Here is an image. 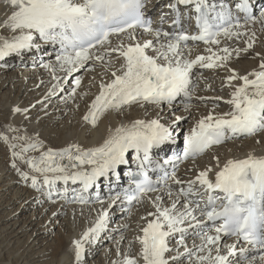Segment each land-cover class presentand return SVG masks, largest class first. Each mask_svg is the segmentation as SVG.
I'll use <instances>...</instances> for the list:
<instances>
[{
	"label": "snow or ice",
	"instance_id": "6c2138e0",
	"mask_svg": "<svg viewBox=\"0 0 264 264\" xmlns=\"http://www.w3.org/2000/svg\"><path fill=\"white\" fill-rule=\"evenodd\" d=\"M7 4L12 11L10 16L6 17L4 26L14 31L18 30L20 34L0 43V58L33 48L36 37L59 42L62 54L56 59L68 74L83 68L88 61H104L106 56L110 57L113 53L123 57L122 74L117 75L114 72L111 83L101 85L100 94L84 117L85 121L93 126H96L99 117L109 109L119 111L122 107L137 102L171 104L181 93L190 98L188 88L192 69L197 65L209 69L224 67L232 53L227 47L222 49L224 55L212 52L209 48L211 55L187 59L186 50L188 54L191 53V49L187 48V42L192 40L219 44L218 37L221 34L226 37H238L240 33L233 29L241 27L238 21L236 24L228 23L226 26L224 22L232 18L230 10L221 5V10L217 11V5L210 0H176V3L168 5L177 13V19L173 24H179L177 4H194L198 35H189L184 30L168 32L154 28L152 20L146 19L142 11L144 0H7ZM236 7L247 11V0ZM261 15L264 16V12H261ZM138 28L152 34L155 43L151 39L143 43L136 39ZM121 34H126L129 40L136 42L125 45L121 41L116 47H111L110 38L113 35L119 37ZM162 40L166 42H161ZM253 43L254 41H250L248 48H251ZM97 46L108 47L104 48L103 54H93L92 50ZM149 49H152L155 55H150ZM236 51L239 54L240 50ZM260 69L244 76H238L233 70V74L227 77L228 83L231 84L236 79L242 80L243 83L233 92L232 98L226 101L233 106L232 111L222 115L209 114L200 119L185 137L186 148L183 157L174 156L164 163L198 156L226 139L252 136L264 131V62L260 64ZM249 75L255 78L249 79ZM79 83L80 79L77 78L76 84ZM15 111L19 112L21 109L16 108ZM180 119L182 117H177L176 121ZM3 138L5 141L8 140L7 136ZM171 139L172 129L162 124L159 119L136 120L111 131L103 144L95 148L84 149L78 144H73L59 151L49 148L42 152L39 158H26L24 154L28 151L43 147L38 140L29 142L21 151L12 152L14 158L12 166L17 167L15 158H19L28 163L36 173L44 174V184L51 186L58 180L65 183L69 180L81 181L86 190L100 177L115 172L121 164H127L126 155L129 149H132L136 153V161L140 168L138 175L141 178L133 181L136 195L127 196L131 203L132 200H139L145 193L156 191L153 184L159 181L153 182L148 177L144 170L145 162L151 164L152 149ZM16 147L17 145H12L13 149ZM65 159L68 161L67 164L62 163ZM83 165L92 167L90 170L81 168ZM156 167L161 168L162 165L157 163ZM17 170L20 171L19 168ZM210 171V168L201 171L194 180L188 181L186 189L180 188V195L188 197L194 194V187L198 183L204 192L215 193L219 190L224 196L208 195L204 209H201L199 202L193 207L192 201L189 200L183 212L177 211V202L171 207H161V204L157 203L156 213H149L154 215L155 219L149 221L142 229L143 236L137 237L142 245L140 255L144 264H169L170 260L175 261L183 255L178 252L177 256L166 257V253L172 251L168 238L175 233H181L179 243L183 245V233L187 231V228L182 227L185 222H195L189 223L188 227H200L205 223L195 215L197 210L200 211L201 217H206L207 221L213 224L218 220L223 221L215 227V235L203 233L201 244L196 246V252L186 248L188 257L191 259L195 256L197 264H231L229 257L248 252L246 247L237 248L236 244H231L224 245L227 253L221 254L219 243L222 235L235 236L238 241L242 239L249 245L258 246L259 250L264 252V156L249 154L244 159L228 160L216 173L214 182L209 179ZM48 173L56 175L49 176ZM20 174L25 180L29 177L28 172L21 171ZM167 175L165 173V177ZM172 177L175 184L184 183L175 178V172L172 173ZM31 180L34 188L39 186L37 176L33 175ZM51 194L49 191L48 195ZM167 194L172 195L171 191ZM200 195L203 199V194ZM156 200L161 201L162 198L158 196ZM217 201H221L219 207ZM81 202H84L83 197ZM112 203H115V199ZM107 218L108 211L103 210L95 225L89 228L81 239L73 242L77 261L83 259L84 243L89 239L94 241L99 238L106 227ZM210 245L215 246V256L212 255L213 247H209ZM205 250L207 255H197L198 252ZM260 259L264 260V255ZM122 264H138V261L126 256Z\"/></svg>",
	"mask_w": 264,
	"mask_h": 264
},
{
	"label": "bare ground",
	"instance_id": "6f19581e",
	"mask_svg": "<svg viewBox=\"0 0 264 264\" xmlns=\"http://www.w3.org/2000/svg\"><path fill=\"white\" fill-rule=\"evenodd\" d=\"M224 1L231 2V0ZM263 1H255L257 8L255 22H241L239 24L241 27L233 29L240 33L238 37L222 35L218 37L219 44H187V48L191 49L190 54L186 50L187 59H195L199 55H211L209 48L212 52L224 55L222 49L227 47L232 53L224 67L209 69L197 65L192 69L188 88L190 98L181 93L171 104L164 102L155 105L137 102L124 106L119 111L109 109L99 117L96 126L85 121L84 117L100 94L101 85L111 83L114 72L117 75L122 74L124 59L119 57L118 53H113L110 57L106 56L104 61H88L83 68L68 74L56 59L60 53L55 42L43 41L41 38H38V41L36 37L34 46L39 43L38 49H24L0 58V233L9 239V247L10 244L14 246L24 242L20 253L19 249L13 254L7 252V255L4 254L6 251L4 253L1 251L0 264H122L126 256L135 258L138 264H144L140 255L142 245L137 237L143 236L142 229L149 221L155 219V216L149 213H156L157 203L161 204V207H171L177 202V211L183 212L186 202L190 200L193 207L199 202L201 209H204L207 193L198 183L194 187V194L188 197L180 195V188L186 189L188 181L194 180L201 171L209 168L211 169L208 174L209 179L214 182L216 173L230 159H244L249 154L264 156V131H260L252 136H236L237 138L229 139L228 142L214 147L198 158L187 161L176 159L171 163H164L172 158L170 153L179 151L181 144L179 140H185L200 119L209 114L222 115L232 111L233 106L226 101L232 98L233 92L243 83L240 79L228 83L227 77L233 74V70L238 76L261 70L260 64L264 62V16L261 12H264V5L259 9L258 6ZM152 2L154 0L149 1L148 4ZM151 9L152 7H148L149 12ZM11 11L12 8L7 4V0H0V43L20 34L18 30L14 31L4 26V21L10 16ZM169 25L170 23L167 22L165 27ZM163 31L169 32L167 29ZM110 39L111 47H116L121 41L125 45L136 42L129 40L126 34L113 36ZM136 39L141 43L151 39L155 43L152 34H143L137 30ZM250 41L254 43L248 48ZM43 44L47 45L44 50H42ZM105 47L108 46H99L92 52L103 54ZM236 50H240L239 54ZM148 53L155 55L152 49H149ZM86 66L89 67L90 73L87 81L82 83L81 70ZM77 78L80 79L79 85L76 84ZM254 78L249 75V79ZM55 85L59 86L54 87ZM201 92L203 94L208 92L214 104L206 105L203 99L196 97V94ZM216 97L221 99H214ZM16 108L21 111H15ZM180 108L183 110L176 112ZM189 108L194 112V124L188 129L185 137L179 139L183 127H179L175 119ZM170 117L173 119H169ZM153 119H159L173 131V139L166 141L156 150L158 160L164 164V170L170 175L166 180L160 179L159 188L155 192L145 193L139 200H132L131 203L126 194L117 190V181L111 172L108 181L99 178L92 185V192L89 193L92 200L80 205L70 197L68 200L59 198L64 192L61 188L64 181H55L51 185L49 191L52 194L49 196V191L45 189L47 184L43 182V173H36L28 163L24 160L19 163L20 160L17 161L16 158L17 167L12 166L14 159L12 152L17 149L12 148L13 144L20 146L21 149L27 143L38 140L43 147L30 150L24 155L27 157L28 153H32V156L39 158L41 151L44 149L47 151L49 148L59 151L73 144H78L84 149L99 147L110 132L120 125H128L136 120ZM5 136L8 137L7 141L3 138ZM18 137H27V139H18ZM62 163L67 164L68 161L65 159ZM178 164L181 165L175 172ZM91 167V165L81 166L89 170ZM78 170L81 169H70V171ZM21 171L29 173L27 180L21 176ZM173 172L175 178L183 181V184L178 185L173 182ZM33 175L37 176L39 181V186L35 188L31 180ZM48 175L56 174L48 173ZM169 191L172 193L171 196L167 194ZM200 194H203V199ZM158 196L162 198L161 201L156 200ZM113 199H115L114 204ZM103 210L108 211L105 229L98 239L94 241L89 239L84 243L83 259L77 261L73 242L81 239L83 234L95 225ZM195 215L198 219L204 220L199 210ZM54 221L56 224L54 223L52 227ZM189 223L195 222L186 221L182 226L187 228L183 233V245L179 243L181 233H175L168 238L172 251L166 253V257L177 256L178 252L183 253L177 260H170L169 264H197L195 256L191 259L188 257L186 248L196 252V246L201 244L203 233L215 235L214 228L207 223L200 227H188ZM58 225L59 233L55 235V240L50 239L53 228ZM231 244H236L237 248L243 247L237 244L235 239L221 238L220 253L226 254L227 248L224 245ZM209 247H213L212 255L215 256V246ZM207 254V250L197 253V255ZM262 255L264 252L248 251L243 254L237 253L229 257V260L231 264H264V260L260 259Z\"/></svg>",
	"mask_w": 264,
	"mask_h": 264
},
{
	"label": "rangeland",
	"instance_id": "374dc122",
	"mask_svg": "<svg viewBox=\"0 0 264 264\" xmlns=\"http://www.w3.org/2000/svg\"><path fill=\"white\" fill-rule=\"evenodd\" d=\"M261 8V7H260ZM259 9V8H258ZM252 22H255V20L254 21H252ZM51 60H53V59H51ZM90 69H89V67L88 66H86L85 67V69H82L81 70V76H80V78H81V81H82V83L85 81H87V78L89 77L88 76V73H90V71H89ZM196 88V87H195ZM208 92H210V91H208ZM208 92H205L204 94L201 92V94H199V93H197L196 94V97H198V98H200L201 99V97H203V95L205 96V98H208V97H210L211 99H212V97H211V95L209 94L208 95ZM199 95H201V96H199ZM210 98H208V99H203V101H205V103H206V105H212V103L214 104V101H213V99L211 100ZM202 100V99H201ZM191 109L192 108H189L187 111L189 112H185L184 114H182L181 116H179V117H182V119H180L179 121H176L177 122V125L179 126V127H183V128H181V132H180V134H179V139H182L183 137H185V134H186V132L187 131H189L188 129L189 128H191L192 126H193V114H194V112H192L193 111V109H192V111H191ZM181 110H183L182 108H180L179 110H177L176 112H181ZM191 113V114H190ZM192 118V119H191ZM169 119H173V117H170ZM176 120V119H175ZM192 120V121H191ZM181 137V138H180ZM14 142H17V141H15V140H13ZM180 142H181V140H179ZM182 141H183V139H182ZM20 146H17L15 149V151H18L20 148H19ZM22 148V147H21ZM42 150V149H41ZM19 151H21V149L19 150ZM44 151H46L45 149L43 150V151H41V152H44ZM28 155V156H27ZM26 156L27 157H34V155L32 156V153H28ZM31 155V156H30ZM26 157V158H27ZM37 158V157H36ZM17 159V161L18 160H20V159H18V158H16ZM19 163L20 162H23V160H20V161H18ZM180 165L181 164H178L177 166H176V168H175V172H177V170L179 169V167H180ZM31 213V212H30ZM28 215V214H27ZM55 223V221L53 222V225H52V227L56 224H54ZM109 229H110V227H109ZM108 228H107V230H109ZM59 233V225L57 226V227H54L53 228V232H52V234L49 236V238L51 239H53V240H55V235H57ZM54 235V236H53ZM22 239H24V238H22ZM9 239H7L5 236H2V234L0 233V252L2 251V253H4L5 251V253L4 254H6L7 255V252H10V253H14V251H17V249H19L20 251H19V253L20 252H22V250H23V246H24V242H21V243H19V244H16V245H14V246H12V244H10L11 246V248L9 247ZM41 245V244H40ZM26 247V246H25ZM24 247V248H25ZM9 248H10V250H9ZM21 248V249H20Z\"/></svg>",
	"mask_w": 264,
	"mask_h": 264
}]
</instances>
